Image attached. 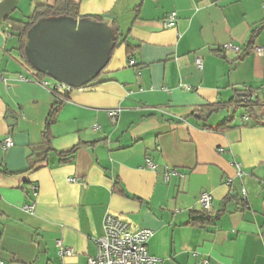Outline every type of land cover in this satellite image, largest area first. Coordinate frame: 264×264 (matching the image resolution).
<instances>
[{
  "label": "crops",
  "instance_id": "obj_1",
  "mask_svg": "<svg viewBox=\"0 0 264 264\" xmlns=\"http://www.w3.org/2000/svg\"><path fill=\"white\" fill-rule=\"evenodd\" d=\"M70 1L123 43L97 81L59 104L35 82L54 83L26 62L9 21L56 0H0V261L88 264L113 212L154 232L148 250L160 264H264V116L250 118L242 100L250 92L264 104V55L252 51L264 46V0ZM166 166L184 178L165 182ZM204 192L214 197L207 215ZM59 241L74 255L62 259Z\"/></svg>",
  "mask_w": 264,
  "mask_h": 264
},
{
  "label": "water",
  "instance_id": "obj_2",
  "mask_svg": "<svg viewBox=\"0 0 264 264\" xmlns=\"http://www.w3.org/2000/svg\"><path fill=\"white\" fill-rule=\"evenodd\" d=\"M25 47L38 72L79 89L106 68L114 36L110 27L93 20L42 19L29 31Z\"/></svg>",
  "mask_w": 264,
  "mask_h": 264
},
{
  "label": "built area",
  "instance_id": "obj_3",
  "mask_svg": "<svg viewBox=\"0 0 264 264\" xmlns=\"http://www.w3.org/2000/svg\"><path fill=\"white\" fill-rule=\"evenodd\" d=\"M264 10V6H263ZM178 16L176 12L170 13L163 19V27L165 29L172 28L176 25ZM223 51H234L241 53V48L233 44H228L222 47ZM252 51L257 55H264V46H253ZM130 66L135 67L137 63L134 60L130 61ZM196 66L199 70H203V61L201 58H197ZM1 79V76H0ZM54 81V80H53ZM45 88L51 89L55 98L59 102H65L68 100V96L73 90L72 87L54 81L51 83L48 80H35ZM188 89V87H185ZM243 102L248 103L251 98L243 97ZM121 113L120 108L112 109L108 111V116L112 124L118 122L119 115ZM244 119H248L245 117ZM97 127H95L96 129ZM14 143L11 137H7L3 143L5 149L13 147ZM147 169L157 172L159 166L151 159H146ZM239 168V166H237ZM162 176L165 182H169L172 178H184L177 169L164 167ZM69 182H77L76 179L71 178ZM34 196L38 195V187L32 185ZM214 197L211 193L204 192L199 197V205L203 212L211 214L213 212ZM25 210L28 212H34L35 204L26 206ZM104 234L98 240L97 243V255L88 259V264H160L161 260L150 255L148 250V244L151 238L154 236V232L148 228L135 227L130 219L123 215L113 212H108L104 218ZM59 248V256L64 259L74 255L72 248H68L57 242ZM207 263V261H205ZM0 264H5L0 261Z\"/></svg>",
  "mask_w": 264,
  "mask_h": 264
},
{
  "label": "trees",
  "instance_id": "obj_4",
  "mask_svg": "<svg viewBox=\"0 0 264 264\" xmlns=\"http://www.w3.org/2000/svg\"><path fill=\"white\" fill-rule=\"evenodd\" d=\"M72 18L75 20H93L98 23H103V19L97 16H80L79 13V4L76 2H72L70 0H56L55 4L53 5H42L36 9V12L33 17L29 18L27 21H14L9 20L11 22L12 27L15 29V31L18 33V37L21 40V47L20 50L22 51V55L25 58L26 62L31 65L29 62L27 55H26V47L24 41L26 40L29 31L42 19H61V18ZM113 36H114V47L112 49L111 55L114 53L116 49H118L123 41H121V33L118 28H112ZM110 55V57H111ZM32 66V65H31ZM33 67V66H32ZM34 68V67H33ZM102 74V73H101ZM100 74V75H101ZM39 76L47 77L45 74L39 73ZM100 75L95 78L93 81H97L100 78ZM92 81V82H93ZM252 96V93L246 92L245 97L250 98ZM60 102V101H59ZM61 104V102L59 103ZM247 109H248V115L249 117H258L259 114L261 116H264V104L261 103L258 100L253 101L252 99L246 103ZM259 116V117H260ZM226 123H223L220 127L222 129H227L225 127ZM44 139L48 146L51 144V137L49 134V129L44 134ZM81 144L75 146L71 150L67 152H61L60 156L67 159L68 157H71L75 154L77 148ZM66 161V160H65ZM205 213V212H204ZM206 215L208 213H205ZM219 218V216L217 217ZM214 219L209 217L207 223L212 222Z\"/></svg>",
  "mask_w": 264,
  "mask_h": 264
},
{
  "label": "rangeland",
  "instance_id": "obj_5",
  "mask_svg": "<svg viewBox=\"0 0 264 264\" xmlns=\"http://www.w3.org/2000/svg\"><path fill=\"white\" fill-rule=\"evenodd\" d=\"M49 80L53 81L51 78H49ZM241 112H242V111L239 110V111L237 112L236 115H237V116H241Z\"/></svg>",
  "mask_w": 264,
  "mask_h": 264
}]
</instances>
